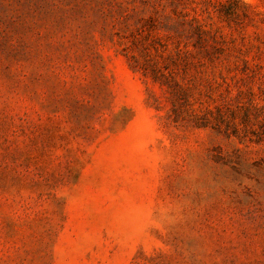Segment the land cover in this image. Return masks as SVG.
Returning a JSON list of instances; mask_svg holds the SVG:
<instances>
[{
	"label": "rangeland",
	"instance_id": "374dc122",
	"mask_svg": "<svg viewBox=\"0 0 264 264\" xmlns=\"http://www.w3.org/2000/svg\"><path fill=\"white\" fill-rule=\"evenodd\" d=\"M228 2L0 0V264H264V0Z\"/></svg>",
	"mask_w": 264,
	"mask_h": 264
},
{
	"label": "trees",
	"instance_id": "16d2710c",
	"mask_svg": "<svg viewBox=\"0 0 264 264\" xmlns=\"http://www.w3.org/2000/svg\"><path fill=\"white\" fill-rule=\"evenodd\" d=\"M228 1H229L228 4L231 5L232 8H235V7H237V5H239V0H235V1L228 0ZM204 6H207L204 9V10H207L208 6H210L209 2L207 1V4H205ZM197 31H200V30H197ZM260 114H262V116H264V111H261ZM260 129H261V132L257 135L258 140H261V138H264V122L260 126Z\"/></svg>",
	"mask_w": 264,
	"mask_h": 264
}]
</instances>
